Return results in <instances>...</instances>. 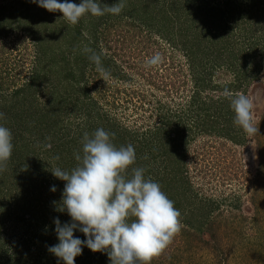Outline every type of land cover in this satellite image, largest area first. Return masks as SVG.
<instances>
[{
  "label": "trees",
  "instance_id": "obj_1",
  "mask_svg": "<svg viewBox=\"0 0 264 264\" xmlns=\"http://www.w3.org/2000/svg\"><path fill=\"white\" fill-rule=\"evenodd\" d=\"M106 1L109 5L118 2ZM17 2L23 6L27 4V10L24 9L22 13L15 9L12 11L8 5L6 7L5 1H1L0 32L6 29L8 35L13 27V20L26 15L29 18L31 8L41 11L38 13L45 17L42 16L39 20L40 25L33 26L28 23L26 30L18 32V39H22V35L29 38L34 43L32 46L35 52L39 51L36 61L41 70L36 69L26 83L20 86L16 84L19 87L11 93L3 90L0 78V113L4 114L0 118V124L11 130L14 146L5 170L0 171V253H3V264H25L29 257L21 254L18 257L8 255L9 247L5 243L9 240L4 233L9 228L18 230L10 225L12 222L19 228H29L35 215L38 217L36 223H43L47 227L37 236L48 244V248L59 243L54 220L59 219L63 225L70 223L71 218L66 211H57L53 203L62 199L65 182L55 178L51 171L56 167L69 171L75 167L77 161L74 154L81 151L84 134H91L98 128L114 133L111 140L117 147L133 145L136 162L132 167L144 168L145 178L150 177L158 182L162 191L174 201L175 207L181 213L180 221L185 238L192 236L194 229L204 245L216 249L224 237L223 230L226 225L221 220L214 224L210 220L211 210L208 209L218 203L217 200L208 199L206 195L201 197L199 192L193 190L189 149L198 138L223 140L225 144L237 147L247 143V135L233 124L234 113L230 108V101L222 92L227 87L232 92L249 95L250 89L263 74L264 0L125 1L121 13L131 16L133 24H140L134 26L145 29L147 33L168 44L173 52L170 61H167L166 50L163 49L160 53L166 63L170 62L172 70L179 68L180 71H174L176 78H179L180 72V78H187L183 70L185 65L182 67V60H185L189 70L188 80L194 87L191 98L183 107L169 106L160 101L158 108L163 115L159 122L151 125L143 123L138 127L124 123L106 108L110 106L117 110L115 108L122 103L124 107L125 104L127 107L132 105L137 112L145 109L144 100L147 95L127 87L139 73L120 69L117 59L104 52L101 46L103 38L98 36L91 46L101 54L104 68L111 72V79L103 81L95 65L89 61L88 54L83 52V47L78 46L80 40L88 38L82 30L85 24H82L83 18L76 25H70L60 19L62 13L48 12L34 0ZM71 2L79 4L81 0ZM90 18L96 20L97 17ZM101 18L103 17L99 18L100 21ZM86 28L91 33L92 29ZM105 37L108 38L107 35ZM114 37L125 41L121 37ZM2 38L4 37L0 35V39ZM66 38H70L69 43ZM66 44L68 47L65 49ZM158 44L161 48L162 44ZM2 52L4 48L0 55ZM174 55L182 58L180 62ZM115 56L120 57L118 53ZM71 58L73 62L70 61ZM50 65L57 67L55 74H63L64 81L69 84L64 93L54 87L49 102L42 104L39 94L41 88L51 82V76H48ZM24 70L17 73V76L23 74ZM96 75L99 76L98 80ZM143 77L145 78L144 75ZM93 82H100L109 91L113 101L104 100L105 105L101 102L105 97L92 95L96 92L103 96L100 88L94 86ZM128 90L131 92L126 93ZM123 93L125 98L117 102L119 95ZM135 97L141 100V107L137 106ZM147 103L150 104L148 101ZM154 115L152 109L151 117ZM50 139L52 146L48 144ZM46 144L49 146L46 152L52 158L49 162L40 158L37 150V147ZM242 170L248 189L256 192V184L247 181L251 175L248 176L244 168ZM208 175L209 178L218 179L214 173ZM52 186H55V192L51 191ZM196 198L205 205L193 207ZM213 207L216 210L215 205ZM248 218L249 215L246 219ZM248 228L242 225L246 232ZM247 236L250 240L255 238ZM74 237L82 241L87 239L78 230L74 232ZM22 238L17 241L20 248L31 249L33 245L30 239H33L27 238V235ZM47 254L49 261L45 259V263L40 264H64L48 249ZM163 254L164 252L161 255ZM161 255L151 263H159ZM75 264H110V260L105 252L93 253L83 247L82 254L75 258ZM159 264H165V261Z\"/></svg>",
  "mask_w": 264,
  "mask_h": 264
},
{
  "label": "rangeland",
  "instance_id": "obj_2",
  "mask_svg": "<svg viewBox=\"0 0 264 264\" xmlns=\"http://www.w3.org/2000/svg\"><path fill=\"white\" fill-rule=\"evenodd\" d=\"M1 1H5L6 7L8 5L12 11L15 9L22 13L24 9L27 10V4L25 6L18 4V0H9V2L0 0V5ZM101 3L109 5L106 0H101ZM38 12L41 11L31 8V16L29 18L26 15L24 16L25 18L19 16L18 19L13 20V27L8 35H6V29L0 32V35L4 37L0 39V52L4 48L3 54L0 55V78L3 82V90L8 93L26 83L28 81L27 78L36 69L41 70L36 61L39 51L35 52L32 46L34 43L23 35L21 36L23 40L18 39L20 38L19 31L26 30L29 25L38 26L41 24L39 20L45 16ZM90 17V15L83 17L82 24H85L82 26V30L87 34L88 38L80 40L78 46L83 47V49L89 47L97 52L91 44L96 41L98 36L101 39L103 38L101 46L104 48V52L117 59L120 69L139 73L134 82L127 85L128 89H134L138 92L140 91L143 95H147L146 100H144L146 104L144 110L137 112L132 105L127 107V104H125L126 107H124V104L120 103L119 107L115 108L117 110L111 109L110 106L106 108L112 115L133 127H138L143 123L151 125V123H158L159 118L163 115L162 110L158 108L160 106L158 102L163 101L164 104L175 107L177 105L183 107L184 104L188 103L194 87L188 80L189 70L187 64L183 59L182 67L185 65L183 70L187 78H180L181 72L179 78H176L174 71H178L179 68L176 67L175 70H172L170 62L166 63L170 61L169 58L173 54L168 44L163 43V40H158L157 36L154 37L147 33L145 29L134 26L140 24H133L132 17L126 15V13L111 16L106 14L102 16L101 21L99 20L100 17H97L96 20ZM28 23L30 24L28 25ZM86 27L92 29L91 33L88 32ZM114 36L121 37L126 42ZM69 40L70 38H66V42L69 43ZM158 43L162 44L161 48H159ZM67 47L66 44L65 49ZM163 49L167 51L165 54L168 55V60H163V63L157 67L158 72L157 68L146 69L143 66L145 59L152 56L155 52H163ZM116 53L120 57L115 56ZM174 56L179 62L182 59L178 55ZM70 61L73 62V58ZM22 70H24V73L17 76V73ZM57 70L55 66H48V76H51L52 83L49 81L41 88L39 95L42 104L49 102L51 90L54 87L60 93L67 91L65 88L68 87L69 82L64 81L63 74L56 75L55 72ZM95 78L98 80L99 76L96 75ZM259 79L249 92V96L256 100L254 115L255 125L259 128L258 134L251 137L246 136L247 143L245 146H231L225 144L223 140L214 138H198L191 146L192 148L189 149L193 190H195L194 192H199L201 197L206 195L208 199L217 200L218 203L213 204L216 210H214L212 205L208 211L211 210V214H209L213 224L221 220L226 225L225 230H223V239L218 243L216 249H210L207 245H204L194 229L192 236L185 238L183 235L184 228H182L164 251V254L161 255L159 263L165 261V264H264V71ZM93 83L94 86L100 88L103 95L101 96L95 92V97H105L101 100L104 104V100L113 101L109 91H106L100 82ZM16 84H19V86ZM130 92L131 90H128L126 93ZM124 98L125 93L119 95L117 102L123 101ZM140 101L138 97H135L138 107L142 106ZM152 109H154L155 114L153 118L151 117ZM51 141L52 139L49 140L48 144L52 146L53 143ZM37 148L40 158H44L48 162L52 161L50 154L46 152L49 149L47 144ZM199 160L202 162L200 163ZM243 168L248 173V176L251 175L250 179L246 180L256 184V192L248 189L244 182ZM203 170L207 171V175ZM198 172L202 173L199 174ZM208 173L216 174L218 179L209 178L210 174L208 175ZM203 205L205 203L200 202L196 198L195 206L193 207ZM39 206L43 209L41 205ZM34 211L37 212V210ZM256 213H258V216H256ZM248 215L250 218L246 219ZM37 218L34 215L35 220L29 228L24 226L19 228L12 222L10 225L18 230L9 228L4 233L5 238L9 240L8 243H5V246L9 247L8 255L10 257L11 255L15 257L20 254L28 255L29 257L25 260V264L45 263V259L49 261L46 258L48 257V244H45L37 236L47 227L43 223L38 225L36 223ZM243 224L250 228H248L247 232L242 229ZM242 231L244 232L243 234ZM23 235L33 239H30L31 245H33L31 249L28 247L21 249L18 245L17 241ZM244 235L246 238H244ZM247 235L255 238L250 240ZM206 237L207 235H205ZM10 248L12 250H9ZM3 263V253H0V264Z\"/></svg>",
  "mask_w": 264,
  "mask_h": 264
},
{
  "label": "clouds",
  "instance_id": "obj_3",
  "mask_svg": "<svg viewBox=\"0 0 264 264\" xmlns=\"http://www.w3.org/2000/svg\"><path fill=\"white\" fill-rule=\"evenodd\" d=\"M34 2L48 12L62 13L60 19L70 25H76L86 15H119L125 7V0L112 5L102 4L101 0H81L79 4L71 0ZM83 52L88 54L103 81L111 79V72L102 64L101 54L89 47ZM162 63L163 55L155 52L145 59L143 66L151 69ZM222 95L230 101L234 126L249 137L258 134L254 115L256 100L227 87ZM3 116L0 113V118ZM112 135L114 133L103 128L85 133L81 151L74 154L77 165L70 171L60 167L51 171L55 178L65 182L62 199L53 203L57 211H66L71 222L61 225L59 219L54 220L59 243L48 251L64 264H75L83 247L93 253H107L110 264H151L182 229L181 213L174 201L158 182L145 178L144 168L132 167L136 162L133 145L117 147L111 140ZM12 141L11 130L0 124V171L5 170L11 158ZM51 191H56L55 186ZM77 230L87 239L74 237Z\"/></svg>",
  "mask_w": 264,
  "mask_h": 264
}]
</instances>
